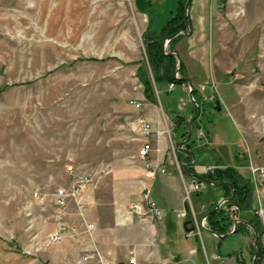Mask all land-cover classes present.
Listing matches in <instances>:
<instances>
[{
  "label": "rangeland",
  "instance_id": "374dc122",
  "mask_svg": "<svg viewBox=\"0 0 264 264\" xmlns=\"http://www.w3.org/2000/svg\"><path fill=\"white\" fill-rule=\"evenodd\" d=\"M176 7L177 0H0V264H56L52 258L61 257L54 248L64 242H48L54 230V206L49 196L45 202L35 199V189L50 194L58 186H68L71 176L66 172L67 165L77 171L96 170L104 165L111 170L138 155L142 138L147 137L136 124L144 90L138 75L146 69L151 78L154 91L152 98L144 92L146 99L156 98L157 86L147 64L145 33L160 32ZM208 7L209 27L195 33V39L203 34L199 38L203 40L205 36L206 43L194 45L189 40L192 30L188 11L190 33L173 37L176 41L168 42L164 52L178 51L180 64L184 65L182 55L194 76L202 71L196 58L205 62L203 69L209 76L210 88L219 94L216 101H223L229 113L226 117L233 120L240 132V146L235 154L240 153L239 162L256 182V170L264 166L258 164L264 162V0H208ZM182 85L189 92L188 82ZM198 89L203 92L205 85ZM130 100L140 102V107L132 106ZM189 100L194 103L190 97ZM215 116L203 113L199 144L185 145L194 148L193 166L204 167V174L214 173L215 170L211 173L206 169L216 165L214 159L223 151L216 142L203 143L205 134L215 127ZM226 117L219 119L217 129L225 130L224 125L229 122ZM186 129L184 124V140L189 135ZM229 137L234 138L235 134ZM146 164L154 175L165 171L145 157L146 172ZM105 178L106 174L102 175L86 191L102 188L101 193L95 194V206H87L85 193L83 215L75 207H67V226L83 230L85 223H92L89 219L98 218L101 233L109 231ZM186 178L188 207L193 210L190 180L197 178ZM197 181L206 184L209 180ZM252 196L251 209L242 211L259 221L260 240L264 216L256 214V192ZM141 202L146 205L142 196ZM239 211L232 212L234 217ZM194 214L199 216L196 211ZM235 220L240 219L235 218L233 223ZM94 231L95 227L85 234L93 239ZM249 233L254 251L252 228ZM117 235L121 237L120 233ZM203 239L206 240L205 235ZM212 240L216 254L210 258L226 261L229 255L217 254L218 241ZM244 241L240 232L227 235L221 240L219 251L233 255L244 246ZM101 255L92 253L86 260L116 264ZM256 259L257 255L254 264Z\"/></svg>",
  "mask_w": 264,
  "mask_h": 264
},
{
  "label": "crops",
  "instance_id": "0c3cea01",
  "mask_svg": "<svg viewBox=\"0 0 264 264\" xmlns=\"http://www.w3.org/2000/svg\"><path fill=\"white\" fill-rule=\"evenodd\" d=\"M188 11L189 24L192 30L188 36L189 40L192 43L194 41V45L201 42L202 44L206 43L205 36L203 40L199 38L203 34L197 35L198 39H195V33L207 31L209 27L208 20L211 9L208 7V0H192ZM140 14L146 15L145 12H140ZM176 53L178 54V51ZM180 57L184 63L185 77L187 76L193 85L199 107L190 102L187 86L174 85L172 89H169L168 83L160 82L155 87L156 98L153 100L146 99L144 90L142 91L140 98L142 105L137 113V116H144L151 124V133L142 138V144L149 142L152 146L146 159L149 158L157 166L164 168L165 171H157L153 177L145 176V158L143 159L139 155H134L125 161L126 165L112 167L103 181L107 195L105 207L110 216L109 231L103 235L98 218L89 219L88 221L95 225L93 239L82 233L80 234L82 236L79 235L76 240H66L56 246L54 249L59 252L61 257L58 256L57 260L52 258L54 263L94 264L92 259L83 261L82 256L100 252L105 260L116 264H127L129 256H135L142 264H181L183 262H185L184 264H206L207 262L208 264H252L253 240L249 233V225L246 223L250 222V218L244 213L246 211H239L235 217L234 214L232 217L233 220L235 218L241 220L237 226L239 224L246 226L245 228H238L236 232L232 233L240 232L245 238L244 246L240 247L233 255L222 254L219 251L221 240L226 236L218 237L207 229H203L200 235H197L192 230L189 216L181 217L178 214V211L184 206L182 194L186 177L197 178V175L200 176L205 173L204 167L193 166L195 161L194 148H191L192 150L187 148V144L190 146L193 142L199 144L198 140H201L198 137V131H201L202 114L206 113L208 116L216 114L213 121L214 128L220 122L219 119L229 114H227L226 106L221 100L220 110L215 108V101L219 99V94L212 92L210 88L209 76L203 69L206 67L204 66L205 62L196 58L200 61L202 71H198L194 76L191 74L185 59L182 55ZM201 85H205L203 92L198 89ZM226 118H229L227 120L229 122L224 125L225 130L213 128L210 134H205L203 143L205 141L210 142L209 144L216 142L217 146L223 148L224 153L223 151L219 152V156L214 159V164L220 168L234 167L243 177L251 181L246 168L239 162L240 153L235 154L240 146V132L236 129L233 120L230 117ZM184 124H186V130L189 133L185 140L182 136ZM227 130L229 131L228 134ZM229 134H235V137H229ZM258 164L264 165V162ZM145 187L151 188V199L162 211V218H157L149 213L146 205L144 206L141 202ZM101 190L100 187L98 190L92 188L88 193L85 192L88 207L91 204H96L95 194L101 193ZM222 198L228 197L218 183L213 181L203 183L201 190L191 195V205L194 212L196 211L199 215L198 220L203 217L204 213L215 209L218 201ZM253 203L254 199L252 205ZM136 204L139 207L134 208L133 206ZM207 226H209L208 217ZM119 233L121 234L119 235L120 238L117 235ZM203 235H205L207 242L204 241ZM212 238L218 241L215 243L217 254L229 255L226 261L220 262L210 258L216 254Z\"/></svg>",
  "mask_w": 264,
  "mask_h": 264
},
{
  "label": "built area",
  "instance_id": "2783aa9c",
  "mask_svg": "<svg viewBox=\"0 0 264 264\" xmlns=\"http://www.w3.org/2000/svg\"><path fill=\"white\" fill-rule=\"evenodd\" d=\"M173 87V84L170 83L169 88L171 89ZM130 104L134 106L135 108L140 107V102H137L136 100H130ZM136 124L140 130V132L143 134V136H148L151 133V124L148 120L145 118L138 116L136 118ZM151 150V145L149 142H144L139 150L138 155L142 158H145L149 151ZM147 168L146 176L152 177L154 174V171H152V168L149 164L145 165ZM219 166L212 165L207 167V171H210L211 173L216 170ZM110 171L109 165H104L96 170H90V171H77L72 165L66 166V172L69 176H71L70 184L68 186H58L54 188V190L50 194H42L38 189H35L34 191V197L35 199L45 202L46 197H50V201L53 204V222H54V230L50 232L48 236V242L50 243H62L66 240H76L78 236L82 233L90 234L94 230V224L93 223H85L84 229H79L77 226H67L64 217L66 215L65 211L67 207L70 205L75 207L77 210V213L80 215H83V211L85 210V200L83 196L85 195V192L89 187L94 185L96 183V180L100 178L102 175L107 174ZM256 172L259 175L258 181L255 182V180H251L252 190L253 192L257 194V202L258 206L255 209L256 214L261 216L263 218L264 216V200L263 194H264V166L258 167ZM191 186L193 188L194 192H197L201 189L202 183L198 182L196 179L191 178ZM150 189L145 188L142 193V200L145 202L146 207L148 209V212L151 213L153 216H156L157 218H162L161 210L158 208L156 202L151 199L150 197ZM183 201L185 206L178 212L179 216L181 217H188L191 221L192 230L197 234L200 235L201 230L208 228L206 217L198 220L195 217V214L192 210V208L188 207V203H190V192L186 190L184 187L183 191ZM228 200L227 198H222L218 201L217 206L224 207L226 206ZM135 207H139L137 205H134ZM231 212L239 211V206L236 204H232L230 206ZM233 229V228H231ZM260 244L262 246V251L264 253V232L260 235ZM89 257H92V254H85L83 256V259L86 260ZM222 262L224 260H221ZM262 262H264V255ZM128 264H142L137 261V259L134 256H131L128 260ZM157 264H164V263H157Z\"/></svg>",
  "mask_w": 264,
  "mask_h": 264
},
{
  "label": "trees",
  "instance_id": "16d2710c",
  "mask_svg": "<svg viewBox=\"0 0 264 264\" xmlns=\"http://www.w3.org/2000/svg\"><path fill=\"white\" fill-rule=\"evenodd\" d=\"M186 0H177V7L174 15L168 20V22L161 28L160 32L149 31L145 33L146 52H147V64L150 66L151 75L156 84L160 82L174 83L181 85L184 83L183 77L185 76L184 65L180 64L181 78L175 77L176 70V57L169 51L167 53L163 50V43L165 38L170 37L175 32L184 29V4ZM161 33L163 35L161 36ZM176 38H172L169 43H174ZM172 51V50H171ZM183 76V77H182ZM139 80L144 86V92L149 98H152L153 88L152 81L148 74V70L139 76ZM195 90L192 93L194 95ZM195 96V95H194ZM189 146V144H187ZM213 181L218 183L221 188L226 192V197L229 198L226 207H220L212 209L213 211L208 215V224L210 229L216 234H226L229 232L230 227L233 223V213L230 211V206L236 204L239 206L240 211H249L252 206L253 190L249 179L243 177L236 168L224 167L217 168L212 174H202L197 176V180L202 179ZM250 222L255 226L258 235L261 233V226L259 221L254 217L250 218ZM246 227L244 224H239L238 228ZM257 259L258 264L263 259V251L260 244V240L257 243ZM254 253V251H253ZM264 264V262H262Z\"/></svg>",
  "mask_w": 264,
  "mask_h": 264
},
{
  "label": "water",
  "instance_id": "95a60500",
  "mask_svg": "<svg viewBox=\"0 0 264 264\" xmlns=\"http://www.w3.org/2000/svg\"><path fill=\"white\" fill-rule=\"evenodd\" d=\"M190 1L191 0H186L185 5H184V12H185L184 23H185V29H181V30L177 31L176 33H174L173 35H171L170 37L165 38L164 43H163V50L167 46L168 42L173 37H175L176 35H178L179 33H188V34L190 33L189 32L190 29L188 27L189 26V24H188V9H189V5H190ZM170 53L173 54V55H175V57L177 58V61H178L177 67H176V70H175V77L178 78V72H179V69H180V59H179V56L177 55V53L175 51H171ZM182 79L184 81L188 82V84H189V92H188L189 93V97L191 98L192 102H194L197 105V102L195 101V98L192 95L193 86H192V84L190 82V79L187 76L184 77V78H182ZM215 108L217 110H220V103H219V101H216L215 102ZM227 200H229V198H227ZM217 208H220V207L219 206H216L215 209H217ZM212 211L213 210H210L209 212H207L204 217H207V215L210 214ZM238 221H241V220H235L234 223H233V229L231 230V232H229L227 234H224V235H218L215 232H213L210 228H206V229L209 230V231H211V232H213V233H215L218 237H224V236H227V235H230V234L233 233L234 229L236 228V225H237V222ZM246 223L249 225L250 228L253 229L254 234H255V236H254V256H253V264H254L255 263V258H256V244H257V241H258V234H257V232H256V230H255V228H254V226L252 224H250L248 222H246Z\"/></svg>",
  "mask_w": 264,
  "mask_h": 264
}]
</instances>
